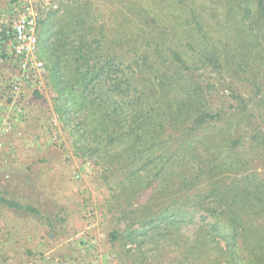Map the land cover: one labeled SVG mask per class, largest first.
<instances>
[{
  "label": "trees",
  "instance_id": "obj_1",
  "mask_svg": "<svg viewBox=\"0 0 264 264\" xmlns=\"http://www.w3.org/2000/svg\"><path fill=\"white\" fill-rule=\"evenodd\" d=\"M121 2L113 27L78 0L41 19L58 121L100 168L114 212L133 213L156 243L176 235L177 264H264V0ZM145 192L148 209L166 204L131 209ZM0 205L39 214L2 194ZM123 241L141 250L145 234Z\"/></svg>",
  "mask_w": 264,
  "mask_h": 264
},
{
  "label": "rangeland",
  "instance_id": "obj_2",
  "mask_svg": "<svg viewBox=\"0 0 264 264\" xmlns=\"http://www.w3.org/2000/svg\"><path fill=\"white\" fill-rule=\"evenodd\" d=\"M57 1L61 4L68 0ZM78 1L86 4L95 17L103 19L107 27H113L115 19L120 18L121 0ZM139 1L141 5H150L153 0ZM8 6V0H0V16ZM6 51L8 59L0 57V90L19 72L9 46ZM34 60L44 64L38 47ZM45 75L46 71L38 81L24 82L18 103L23 116L14 117V124L23 136H7L4 140L10 153L7 160L0 156V172L9 176L0 177V194L34 207L39 214L0 205L6 223L0 227V234L6 239L0 244V264H142L144 260L146 264H177L179 254L170 246L176 235L163 237L156 243L151 240V229L138 223L133 213L114 212L113 191L100 168L76 152L70 135L58 121L53 108L54 94L46 86ZM229 79L230 87L246 92L237 79L232 76ZM219 93L232 101L229 91ZM233 105L231 102L227 107ZM149 195L150 192H145L134 196L129 207L139 210L144 207L151 213L166 204L157 200L148 209ZM117 198L119 203L115 207H128L124 199ZM116 230L122 233V239L114 243L111 235ZM182 232L192 237L195 231L190 228ZM130 233L145 234L141 250L139 245L128 242L124 245L123 240Z\"/></svg>",
  "mask_w": 264,
  "mask_h": 264
},
{
  "label": "built area",
  "instance_id": "obj_3",
  "mask_svg": "<svg viewBox=\"0 0 264 264\" xmlns=\"http://www.w3.org/2000/svg\"><path fill=\"white\" fill-rule=\"evenodd\" d=\"M8 3V9L0 16V33L7 37L19 72L11 76L0 90V156H5L6 160L10 151L4 139L10 135L23 136L14 124V117L23 116V109L18 107L23 84L38 81L45 74L44 64L34 60L40 21L47 13L59 10L57 0H8ZM3 176L9 178L0 172V177Z\"/></svg>",
  "mask_w": 264,
  "mask_h": 264
},
{
  "label": "crops",
  "instance_id": "obj_4",
  "mask_svg": "<svg viewBox=\"0 0 264 264\" xmlns=\"http://www.w3.org/2000/svg\"><path fill=\"white\" fill-rule=\"evenodd\" d=\"M4 215H5L4 213H0V227L5 226V224H6L5 221L3 220ZM5 242H6V239L4 237H2L0 234V244L5 243Z\"/></svg>",
  "mask_w": 264,
  "mask_h": 264
}]
</instances>
